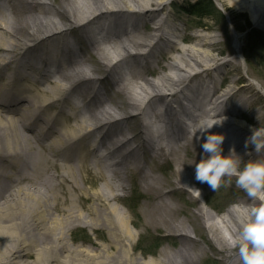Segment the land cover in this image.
<instances>
[{
	"label": "bare ground",
	"instance_id": "obj_1",
	"mask_svg": "<svg viewBox=\"0 0 264 264\" xmlns=\"http://www.w3.org/2000/svg\"><path fill=\"white\" fill-rule=\"evenodd\" d=\"M210 1L226 16L225 3L241 7L264 29V0ZM166 7L162 0H0V264H196L206 251L191 234H206L221 264H238L228 237L238 234L235 212L250 200L219 216L207 209L208 188L194 213L175 195H192L183 185L196 184L195 163L209 133L225 137L223 156L234 149L241 163L264 161V149L257 153L250 140L264 129V103L248 81L232 76L239 68L231 57L219 62L216 36L179 47L177 39H188L165 28ZM234 45L240 55L239 34ZM177 63L181 78L166 76ZM251 109L253 121L246 117ZM145 156L172 158L170 178L143 165ZM93 171L103 184L81 195L76 210L67 187L77 191L73 176ZM136 179L148 200L143 226L177 238L176 251L135 257L134 221L120 204L131 211L125 200ZM76 225L105 230L107 243L72 247L66 238Z\"/></svg>",
	"mask_w": 264,
	"mask_h": 264
},
{
	"label": "rangeland",
	"instance_id": "obj_2",
	"mask_svg": "<svg viewBox=\"0 0 264 264\" xmlns=\"http://www.w3.org/2000/svg\"><path fill=\"white\" fill-rule=\"evenodd\" d=\"M166 5V12L167 16L165 18V28L174 26L178 29V33H182L187 37V42L184 44L179 39V47H192V42L190 39L195 38L198 35H205V36H216V41L219 42L218 51L216 52V56L219 58V62H226L227 60L234 61V64L238 66L239 72L234 73L232 76L238 79H242L241 82L247 83L251 79H256L264 84V46H260V53L250 51V46L247 45L248 39V31L242 32L241 30H237L239 27L247 28V24L249 23L250 26L260 31V33L264 34V29H261L257 24L252 21L251 15L248 11L242 10L241 7L237 6L233 7L232 5H226V10L229 11V15L224 16L222 18L219 14H215L214 16L206 15L205 19L201 20L193 15H189L188 13H184V7L187 6L189 3H197L201 0H162ZM200 20V21H199ZM231 20V25L228 23ZM201 24L202 26L196 27V25ZM264 25V23H263ZM201 27V28H200ZM200 28V29H199ZM237 28V29H236ZM240 36V43H241V50L240 55L236 54L235 51V35ZM219 52V53H218ZM220 53L223 55L221 56ZM243 59L244 61H240ZM166 64V63H165ZM226 70V69H225ZM227 70H232L230 67ZM224 71V70H223ZM154 74L149 73V79H155L158 73L162 71L157 70L153 71ZM168 72V71H167ZM100 73V72H99ZM103 73L101 72L98 74L101 77ZM228 82L224 84L226 87ZM256 90V89H255ZM257 91V90H256ZM259 92V97L261 98L262 102L264 103V92ZM119 97V96H117ZM116 97V98H117ZM120 100V97L118 98ZM231 108V107H230ZM253 112L254 110L246 111V117L253 121ZM264 114V110L261 111ZM255 119V118H254ZM244 124L246 121H243ZM188 123H190L188 121ZM248 122L245 124L247 125ZM228 149V148H227ZM230 151V149H228ZM253 150H249L251 152ZM191 151L189 150V153ZM183 156H185V152H182ZM190 155H192L190 153ZM172 159V158H170ZM164 160L163 162L159 163L157 161L151 160L148 156H145L142 160L143 165L147 163L152 164L157 170L161 171L158 175L161 178L168 177L174 171V164L172 161ZM251 161H246L241 163V167ZM52 174L55 172L52 170ZM172 178V177H171ZM73 180L76 182L74 187L79 189L77 191H72L73 187H67L69 203H73L71 201V197L73 195L74 204L76 210H82L80 205V196L85 194L92 195L93 193L99 191L103 184V180L100 174L96 172L88 173V172H77L73 176ZM74 185V184H73ZM192 187L199 189L200 192L202 189H210L211 193L209 196H205V204L207 209L210 212L214 213L215 215H223L225 212L232 208L233 206L239 205L242 203L243 200L249 199L247 194L240 188L236 186L235 177L232 178L231 183H224L217 191H213L207 183H200L196 181V184ZM60 196V203H63L66 200V196H63L61 190L58 191ZM128 197L125 200V204L129 207L125 208L121 206L122 210L126 214V216L134 221V225L131 226L132 231L137 233L136 240L134 245H136L134 255L138 259L142 256L145 259L150 257L157 258L163 249H167L169 251H176L180 247V243L177 241V238L173 237L167 238L165 230H152L143 226L145 222L144 215L142 210L145 206L148 205V200L144 197L145 192L140 184L139 179H136L135 185H133V190L128 192ZM176 201L179 203L180 206L184 207L187 212L194 213L196 209L202 205L201 203V196H196L192 193V195H188L186 193H182L180 190L176 191L175 195ZM54 206L53 202L51 203ZM89 203L86 205L88 206ZM61 207H63L61 205ZM53 217H62V214L56 213L54 211ZM185 215V214H184ZM52 217V218H53ZM180 219L186 220V216H180ZM187 221V220H186ZM76 227L73 229L69 236L66 238V241L72 247H88L92 248L93 244H105L107 243V233L103 230L102 233L100 231L92 233L90 230L81 227L80 225L74 226ZM199 243L200 247L204 248L206 251L205 259L202 261L197 262L196 264H221V255L218 253H214L210 251L209 241L207 240L206 234L204 235V240L200 238H196L194 234H191ZM138 248L142 250V252L138 251ZM236 253V252H235ZM234 253V254H235ZM149 254V255H148ZM153 254V255H150ZM32 259L30 260V262Z\"/></svg>",
	"mask_w": 264,
	"mask_h": 264
},
{
	"label": "clouds",
	"instance_id": "obj_3",
	"mask_svg": "<svg viewBox=\"0 0 264 264\" xmlns=\"http://www.w3.org/2000/svg\"><path fill=\"white\" fill-rule=\"evenodd\" d=\"M240 61H244L241 59ZM178 63L165 75L179 79L184 74ZM257 91L264 92V84L256 79L249 81ZM223 119L213 121L209 126L200 130L206 133L214 125L221 124ZM200 137H197L199 141ZM201 144L202 158L195 163V179L200 183H207L217 191L224 183H231L235 177L236 186L242 189L249 197L250 203L237 209L235 223L238 234L228 237L230 246L236 250L238 264H264V161H252L241 167V159L230 150L227 157L222 155V144L225 137L219 134H207ZM255 151L264 149V129L255 130L250 138ZM249 142H246L247 147ZM185 186L196 196H201L199 189ZM258 201V203H251ZM203 203V201H202Z\"/></svg>",
	"mask_w": 264,
	"mask_h": 264
},
{
	"label": "trees",
	"instance_id": "obj_4",
	"mask_svg": "<svg viewBox=\"0 0 264 264\" xmlns=\"http://www.w3.org/2000/svg\"><path fill=\"white\" fill-rule=\"evenodd\" d=\"M188 14L201 19L208 16H214L215 14H219L222 18L224 15L214 6V4L210 0H201L196 5L191 6L188 8ZM200 21V20H199ZM200 24V23H199ZM237 29V28H236ZM237 30H241L242 32L248 31V43L247 45L250 46V51L259 52L260 53V46H264V34L260 33V31L253 29L250 24H247V28H238Z\"/></svg>",
	"mask_w": 264,
	"mask_h": 264
}]
</instances>
